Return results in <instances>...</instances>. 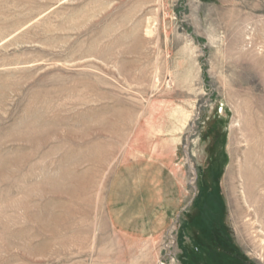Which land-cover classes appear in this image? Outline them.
<instances>
[{
  "label": "rangeland",
  "instance_id": "1",
  "mask_svg": "<svg viewBox=\"0 0 264 264\" xmlns=\"http://www.w3.org/2000/svg\"><path fill=\"white\" fill-rule=\"evenodd\" d=\"M263 116L264 0H0V264H264ZM162 144L183 207L138 241L108 205Z\"/></svg>",
  "mask_w": 264,
  "mask_h": 264
},
{
  "label": "crops",
  "instance_id": "2",
  "mask_svg": "<svg viewBox=\"0 0 264 264\" xmlns=\"http://www.w3.org/2000/svg\"><path fill=\"white\" fill-rule=\"evenodd\" d=\"M164 148L151 150L150 158L132 159L119 170L112 190L108 207L113 224L122 232V219L133 223L132 233H125L138 241L159 240L172 228L183 207L184 179L176 151Z\"/></svg>",
  "mask_w": 264,
  "mask_h": 264
},
{
  "label": "trees",
  "instance_id": "3",
  "mask_svg": "<svg viewBox=\"0 0 264 264\" xmlns=\"http://www.w3.org/2000/svg\"><path fill=\"white\" fill-rule=\"evenodd\" d=\"M199 198H200L199 200H201V198L203 200L202 201V208L204 209V211L206 212L208 210L206 212L207 216L209 217L208 218L209 220L207 221V225L212 223L211 222V220H212L211 218L213 216V218H214L213 221L216 223L217 228H219V230H221L220 229L221 224H219V222H218L219 218H220L218 213H220V212L219 211L217 212L216 209L218 208V206H223V205L221 204V202L215 201L216 198H217V194L213 193V192H203V196L199 195ZM198 204H199L198 207L201 208V201H199ZM215 213H217V215ZM200 245H201V243H198V245H197V247L195 249L197 253H198V250H200V247H199Z\"/></svg>",
  "mask_w": 264,
  "mask_h": 264
},
{
  "label": "bare ground",
  "instance_id": "4",
  "mask_svg": "<svg viewBox=\"0 0 264 264\" xmlns=\"http://www.w3.org/2000/svg\"><path fill=\"white\" fill-rule=\"evenodd\" d=\"M249 115V114H248ZM264 117V116H263ZM250 124V123H249ZM237 126V125H236ZM257 130V129H256ZM245 136V135H244ZM251 140V139H250ZM252 141V140H251ZM247 142V141H246ZM234 143V142H233ZM253 143V142H252ZM247 144V143H246ZM251 144V143H250ZM251 146H253V145H251ZM252 150V149H251ZM255 150V149H254ZM241 152H243L242 150H241ZM257 152V151H256ZM247 154V153H246ZM244 155V154H243ZM258 155V154H257ZM260 155V154H259ZM245 156V155H244ZM261 156V155H260ZM257 157V156H256ZM261 158V157H260ZM236 159V158H235ZM259 159V158H258ZM254 160V159H253ZM264 162V161H263ZM258 163H260V162H258ZM258 163H256V164H258ZM236 164V163H235ZM247 164H249V163H247ZM244 165V164H243ZM263 166V165H262ZM264 167V166H263ZM255 168V167H254ZM257 168V167H256ZM259 168V167H258ZM244 169V168H243ZM238 173H239V171H237ZM244 173V172H243ZM249 173V172H248ZM239 176V175H238ZM261 176V175H260ZM245 177V176H244ZM258 177V176H257ZM239 178H241V177H239ZM260 178V177H259ZM249 179V178H248ZM263 179V178H262ZM243 180V179H242ZM242 183V182H241ZM260 184V183H259ZM241 185V184H240ZM239 186V185H238ZM241 187V186H240ZM261 187V186H260ZM264 187V186H263ZM259 188V187H258ZM256 190V189H255ZM241 192V191H240ZM236 195V194H235ZM248 197H249V195H248ZM264 198V197H263ZM242 202V201H241ZM250 207V206H249ZM250 210V209H249ZM255 210V209H254ZM251 215V214H250ZM254 216V215H253ZM264 217V216H263ZM262 223V222H261ZM264 223V222H263ZM252 224H254V223H252ZM259 225V224H258ZM260 226V225H259ZM251 227V226H250ZM253 227V226H252ZM264 231V230H263ZM253 233V232H252ZM251 233V234H252ZM254 235V234H253ZM258 236V235H257ZM260 236V235H259ZM258 236V237H259ZM261 237V236H260ZM262 238V237H261ZM254 239H256V238H254ZM256 241H258V239L256 240ZM263 242V241H262ZM261 252V251H260ZM260 256V255H259ZM260 260H261V258H260Z\"/></svg>",
  "mask_w": 264,
  "mask_h": 264
}]
</instances>
